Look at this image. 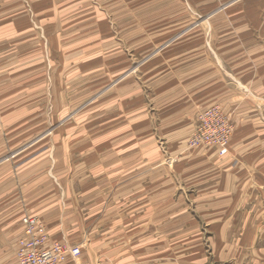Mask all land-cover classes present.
I'll use <instances>...</instances> for the list:
<instances>
[{"label": "crops", "instance_id": "obj_1", "mask_svg": "<svg viewBox=\"0 0 264 264\" xmlns=\"http://www.w3.org/2000/svg\"><path fill=\"white\" fill-rule=\"evenodd\" d=\"M245 1L233 0L206 17L216 23L217 17H227L232 26L222 31L215 26L210 45L199 33L190 43L197 23L130 70L124 59L111 62L119 78L107 90L112 96L102 94L100 107L78 105L77 72L72 73L77 64L63 59L56 38L60 27L43 19L32 27L22 2V10L7 15L0 26V264L16 263L25 216L43 220L52 241L63 231L70 234L76 224H66L69 212L83 220L100 197L110 195L111 185L120 184V175L110 176V164H124L126 148L145 146L151 129L165 135L170 147H185L197 115L213 105L236 124L233 157L198 155L195 164L212 163L213 171L208 177L199 172L197 179L213 187L215 211L235 209L232 200L226 204L221 197L240 195L243 183H252L256 152L264 153V21L260 28L248 26L251 13L237 5ZM233 6L235 12H223ZM67 68L70 74L63 75ZM260 164L264 178V161Z\"/></svg>", "mask_w": 264, "mask_h": 264}, {"label": "rangeland", "instance_id": "obj_2", "mask_svg": "<svg viewBox=\"0 0 264 264\" xmlns=\"http://www.w3.org/2000/svg\"><path fill=\"white\" fill-rule=\"evenodd\" d=\"M231 1L0 0V26L8 21L7 15L22 10L19 5L22 2L32 27L38 19L51 27H60L56 38L60 39L63 59L67 65L77 64L72 73L77 72L78 105L90 102L88 107H100L102 94L119 78L118 69L111 62L116 64L124 59L130 63H127L130 70L137 61H144L173 36L197 23L189 32L190 43L197 42L199 33L206 45H210L215 26L219 31L232 26L227 17H217V23L213 17H206ZM237 5L241 11H246L242 8L245 6L251 13L249 27L262 26L264 0H248ZM235 7L224 8L223 12H235ZM63 32L72 35H63ZM64 72L70 74V68L63 75ZM111 91L104 98L112 96ZM92 95L99 97L88 99ZM216 107L230 125L229 144L223 149L193 145L191 139L199 116ZM235 131L233 117L220 105H213L197 115L185 147H170L159 131L145 132L148 136L143 141L145 146L126 148V162L110 164V176L120 175V184L111 185L110 195L100 197L93 212L86 217L80 212L83 220L78 213L71 216L69 212L72 218L66 224H76L70 234L68 230L63 231L59 240L52 241L49 228L41 220L47 231L45 247L62 245L80 249V256L69 255L62 264H264V178L260 177L264 153L260 154L261 149L256 152L260 156L252 183L247 181V186L243 183L240 195L236 191L231 197H221L226 204L232 200L234 210L215 211L214 191H210L213 187L208 188L206 182L197 179L199 172L208 177L213 166L211 163L199 167L194 159L208 151H211L207 155L209 159L233 157L230 143ZM152 138L156 147L150 145ZM213 153L217 156H212ZM186 175L189 179L184 178ZM213 180L209 183L213 184ZM73 242H77L75 246Z\"/></svg>", "mask_w": 264, "mask_h": 264}, {"label": "built area", "instance_id": "obj_3", "mask_svg": "<svg viewBox=\"0 0 264 264\" xmlns=\"http://www.w3.org/2000/svg\"><path fill=\"white\" fill-rule=\"evenodd\" d=\"M230 135V125L221 109L211 108L199 116V124L191 143L223 149L229 144ZM21 223L23 237L19 242L15 264H62L69 255L73 258L80 256L81 251L77 247L69 249L56 245L46 248V227L37 217L26 216Z\"/></svg>", "mask_w": 264, "mask_h": 264}]
</instances>
